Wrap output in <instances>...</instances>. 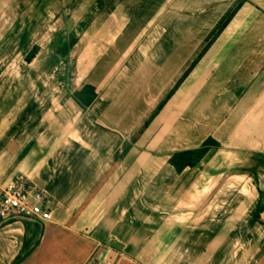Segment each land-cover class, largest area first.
I'll return each mask as SVG.
<instances>
[{"label":"crops","instance_id":"1","mask_svg":"<svg viewBox=\"0 0 264 264\" xmlns=\"http://www.w3.org/2000/svg\"><path fill=\"white\" fill-rule=\"evenodd\" d=\"M8 4L0 196L25 175L52 219L0 217V264L26 239L19 264H264V0ZM208 137L221 146L177 173L171 155Z\"/></svg>","mask_w":264,"mask_h":264},{"label":"built area","instance_id":"2","mask_svg":"<svg viewBox=\"0 0 264 264\" xmlns=\"http://www.w3.org/2000/svg\"><path fill=\"white\" fill-rule=\"evenodd\" d=\"M52 201L46 190L25 175H17L2 186L0 217L12 219L23 217L39 222L52 219ZM90 264H111L108 260L95 258Z\"/></svg>","mask_w":264,"mask_h":264},{"label":"trees","instance_id":"3","mask_svg":"<svg viewBox=\"0 0 264 264\" xmlns=\"http://www.w3.org/2000/svg\"><path fill=\"white\" fill-rule=\"evenodd\" d=\"M39 49L40 47L38 45L33 46L32 49L29 51V53L26 55V61L31 62L39 52ZM66 49L67 46L63 47L62 50L64 51L62 53H66ZM186 75H184L179 80L176 86L169 93L168 97L174 94L179 84L183 81ZM95 96H96L95 87L88 83L85 84L80 90H77L74 93L75 99L83 106H89L94 100ZM220 146L221 144L218 141H216L212 137H208L199 147L174 152L171 155L169 162L176 169L177 173H182L188 167L197 166L208 154L211 148H219ZM259 192H260V204H261L264 201V190L260 189ZM258 220L262 221L259 215L256 214L252 222H256ZM38 242L39 240L35 239L34 243L31 245V240L27 241L26 239L22 251L20 252V254L17 256V258L12 264H19L28 254H30V252L35 248Z\"/></svg>","mask_w":264,"mask_h":264},{"label":"rangeland","instance_id":"4","mask_svg":"<svg viewBox=\"0 0 264 264\" xmlns=\"http://www.w3.org/2000/svg\"><path fill=\"white\" fill-rule=\"evenodd\" d=\"M8 5V0H0V36L6 32V30H4V27H8L9 24H14L18 17L16 13L7 12Z\"/></svg>","mask_w":264,"mask_h":264}]
</instances>
